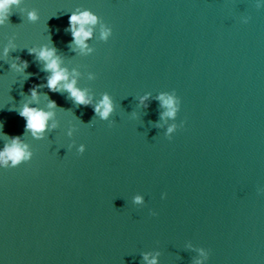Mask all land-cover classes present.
<instances>
[{
    "label": "water",
    "instance_id": "95a60500",
    "mask_svg": "<svg viewBox=\"0 0 264 264\" xmlns=\"http://www.w3.org/2000/svg\"><path fill=\"white\" fill-rule=\"evenodd\" d=\"M77 10L98 18L89 55L69 46ZM10 39L0 149L21 136L33 156L0 169V264H146L157 253V264H196L200 249L204 264H264V0H21L0 52ZM42 46L81 73L94 102L112 97L106 120L41 87L30 106L55 101L57 126L42 140L24 131L18 111L48 75L28 49ZM17 56L24 73L10 68ZM172 90L175 120L158 99Z\"/></svg>",
    "mask_w": 264,
    "mask_h": 264
},
{
    "label": "clouds",
    "instance_id": "9594fccd",
    "mask_svg": "<svg viewBox=\"0 0 264 264\" xmlns=\"http://www.w3.org/2000/svg\"><path fill=\"white\" fill-rule=\"evenodd\" d=\"M20 3L21 0H0V26L8 23L11 9L13 7H18ZM26 15L29 22H35L39 19V15L35 10L28 11ZM97 23V16L88 10H77L68 16L66 31H68L72 37L69 45L72 51L78 52L80 55L91 54L92 49L88 46L86 41L92 37V26ZM111 36L112 27L101 25L100 38L107 40ZM14 48L15 45L10 39L8 44L3 47L2 52H0V56L6 58L9 51L14 50ZM28 54L34 55L38 61H42V70L48 73L45 78L46 83H35L29 88L28 92L31 100L25 102L18 111V115L25 121L24 131L30 133L33 139L42 140L44 138L43 133L46 130L54 129L57 126L55 120L52 119L54 116L52 110L57 108L55 101L49 99L47 104L48 111H45L43 108L30 106V104L38 98V90L41 87H47L48 91L51 93L67 92L69 99H71L75 105L91 107L94 114L102 120H106L114 111V101L107 93L98 101L94 102L93 97L88 91L78 86V77L81 73L75 68L69 69L64 66L54 46H42L39 49L29 48ZM28 67V61L21 59L19 56L15 57L14 61L10 64V68L18 73H24ZM30 76V73L27 74L25 79H28ZM89 78L91 79L92 76L90 75ZM148 98L149 94H145L140 98V103L143 104ZM158 99L162 101L163 106L167 109L163 115L175 120L181 107V101L176 92L172 90L162 93L158 96ZM49 121L52 122L49 123ZM179 127H183V121H181L180 124L176 122L170 124L167 127L165 137L171 139ZM69 135H71V133H69ZM10 140L11 143H6L3 149H0V169L16 168L20 164L30 161L33 156V152L29 149V146L22 142L21 136H11ZM69 147L71 148L72 146L70 145ZM84 152L85 145L81 144L76 148V153L83 154ZM257 194L264 195V186L257 188ZM165 197L166 194L162 193L161 199ZM133 202L135 204L143 203L142 197L139 195L135 196ZM199 254L202 259H198L196 264H204V262L209 259L210 252L200 249ZM158 255L159 253L155 255L145 254L143 259L146 264H157Z\"/></svg>",
    "mask_w": 264,
    "mask_h": 264
}]
</instances>
